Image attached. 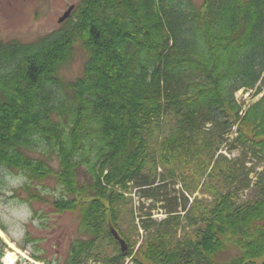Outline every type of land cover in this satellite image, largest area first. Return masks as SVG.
I'll use <instances>...</instances> for the list:
<instances>
[{"label":"trees","instance_id":"obj_1","mask_svg":"<svg viewBox=\"0 0 264 264\" xmlns=\"http://www.w3.org/2000/svg\"><path fill=\"white\" fill-rule=\"evenodd\" d=\"M78 43L87 59L65 81L60 68ZM241 89L264 91V0H79L52 32L0 40V175L25 180L9 198L33 217L50 214L34 202L78 215L62 263L31 256L45 264H264V93L244 109ZM223 145L250 152L261 171L229 159ZM158 167L170 177L188 168L194 188L212 199L182 195L179 204ZM251 173L255 197L239 203ZM50 178L61 190L51 200L42 189ZM135 189L166 213L141 218L139 245L121 228ZM29 241L28 230L25 243L12 239L22 250ZM228 244L239 251L225 260Z\"/></svg>","mask_w":264,"mask_h":264},{"label":"rangeland","instance_id":"obj_2","mask_svg":"<svg viewBox=\"0 0 264 264\" xmlns=\"http://www.w3.org/2000/svg\"><path fill=\"white\" fill-rule=\"evenodd\" d=\"M196 5H201L203 0H191ZM79 0H0V40L6 41L12 38L20 39L21 41H31L40 36H43L53 30L57 29L61 23L58 19L66 12L70 5H75ZM87 59L85 49L78 43L75 45L72 57L69 61L63 64L60 68V76L65 81L74 80L81 75L84 63ZM264 91L255 95V90H239L236 92V99L243 103V108L246 109L248 105L260 98ZM171 119H167V125ZM233 131H235L233 129ZM235 132L231 133V138L235 137ZM222 151L231 153L227 145L221 147ZM236 154L235 158H241L246 161L247 169L254 166L255 172H260L262 166L257 162L250 152L243 153L242 148L232 150ZM243 153V154H242ZM55 163V157L53 158ZM182 177H170L162 167L156 169L157 180H161L164 176V188L171 196H176L178 202L183 199L184 195L189 202L196 198L204 201H210L212 197L204 193L201 185L194 188L196 184L195 176L189 172L188 168L183 171ZM255 173H251V185L248 188L239 190L235 196L239 203L251 200L255 197V187L253 182L255 180ZM185 184L189 187L184 186ZM24 178L20 174L3 171L0 175V223L7 229L0 238L7 244L0 256V264L3 262V257L11 254L14 256V264H45L44 262H36L31 254L41 255L46 260H56L61 263L67 256L70 241L77 236L78 215L77 213L66 212L57 214L52 212V208L48 203L34 202L36 208L43 211L50 212L49 216L44 215L43 218L39 216L33 217V212L28 204L21 203L18 200L10 199L12 190L23 185ZM43 194L46 198L51 200L54 196H60L61 190L53 178L44 182L42 187ZM162 191V190H161ZM129 197L132 201L128 202L127 211L124 213L121 222V228L125 234L136 240L141 241L145 236V231L141 226V218L146 217L147 213L151 214L153 219L157 221L166 217L165 210L162 208L164 202L152 200L151 198H144L140 190H133ZM183 224L187 225L186 220L183 219ZM192 227H186V231H190ZM27 230L30 234V241L24 244L27 249L15 250L8 242L12 239L25 243V236ZM9 235V236H8ZM13 243V242H12ZM108 253L115 252L113 244L105 246ZM1 249V244H0ZM238 248L232 244H228L227 250L222 254L225 260H229L238 253ZM24 258V260H21ZM123 264H133L130 259H126Z\"/></svg>","mask_w":264,"mask_h":264},{"label":"water","instance_id":"obj_3","mask_svg":"<svg viewBox=\"0 0 264 264\" xmlns=\"http://www.w3.org/2000/svg\"><path fill=\"white\" fill-rule=\"evenodd\" d=\"M73 5H71L66 12L58 19V22H62L64 21L66 18L69 17L72 9H73ZM114 238L120 243L121 249L125 250L127 248L126 244H125V240L123 238H121L118 234V232L116 230H112ZM21 260H24V258H21Z\"/></svg>","mask_w":264,"mask_h":264},{"label":"bare ground","instance_id":"obj_4","mask_svg":"<svg viewBox=\"0 0 264 264\" xmlns=\"http://www.w3.org/2000/svg\"><path fill=\"white\" fill-rule=\"evenodd\" d=\"M1 235H4V233L0 230V236ZM9 243V245L12 247V248H14L15 250H18L15 246H14V244L12 243V242H8ZM11 254L9 253V254H7V255H5L4 257H3V262L5 263V264H14V261H15V259H14V256L13 257H9Z\"/></svg>","mask_w":264,"mask_h":264}]
</instances>
